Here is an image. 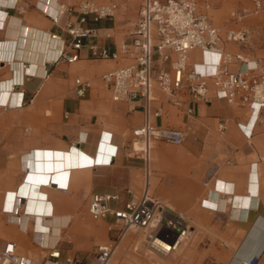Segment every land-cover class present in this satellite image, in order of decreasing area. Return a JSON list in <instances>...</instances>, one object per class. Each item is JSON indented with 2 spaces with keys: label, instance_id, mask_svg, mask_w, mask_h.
<instances>
[{
  "label": "crops",
  "instance_id": "0c3cea01",
  "mask_svg": "<svg viewBox=\"0 0 264 264\" xmlns=\"http://www.w3.org/2000/svg\"><path fill=\"white\" fill-rule=\"evenodd\" d=\"M81 1L0 0V246L14 240L35 264L66 229L83 224L92 194L119 193L121 205L129 197L127 188L140 194L145 185L142 156L117 147L145 121L142 101H113L102 79L125 59H94L85 47L82 59L69 64L59 59L62 41L51 38L54 33L68 38L63 23L69 14L59 24L52 16ZM141 1L117 0L114 18L90 21L94 40L114 49L127 38ZM198 1L211 3L206 12L222 32L247 29L248 43H230L227 50L252 61L264 58V12L256 11L252 0ZM241 13L242 20L234 18ZM192 59L207 70L217 56L196 51ZM238 68L229 64L232 71ZM78 77L90 81L83 97L74 89ZM181 100L161 97L152 103L155 125L182 127L186 136L178 157L167 153L166 141H153L149 190L193 224L212 225L213 233L199 239L220 243L203 262L264 264V114L256 118L223 100L192 103L188 93ZM69 148L77 150L67 171L52 183L40 177L42 158L32 155ZM38 214L51 217L60 230H51L52 223Z\"/></svg>",
  "mask_w": 264,
  "mask_h": 264
},
{
  "label": "built area",
  "instance_id": "2783aa9c",
  "mask_svg": "<svg viewBox=\"0 0 264 264\" xmlns=\"http://www.w3.org/2000/svg\"><path fill=\"white\" fill-rule=\"evenodd\" d=\"M252 1L256 11L264 12V0ZM210 5L209 1L201 4L198 0H142L127 38L114 49L94 40L96 30L89 22L114 18L117 0H82L76 5L62 6L52 16L54 23L59 24L63 15L69 14L63 23L68 38L59 33L52 34V38L61 40L64 45L59 59L74 64L82 59L85 47L94 59H125L124 65L104 72L102 79L113 101H142L146 112L145 121L133 129V138L127 144L123 141L117 145L118 148L130 147L142 156L144 188L140 194L127 188L129 197L121 205L118 204L119 193L92 194L89 213L110 221L111 237L97 245L94 255L85 264H110L120 242L132 227L150 230L149 237L154 235L168 244V254L192 233L186 217L153 198L149 190L152 142L161 139L180 145L186 136L182 127L158 126L151 121L152 103L157 100L156 85L170 101L178 104L182 102L181 96L188 93L192 103L223 100L229 105L247 108L256 118L264 114V58L252 61L242 52L227 50L230 43L247 44L249 33L244 27L222 32L206 12ZM244 15L241 13L234 18L242 20ZM111 36L112 33L106 35L107 38ZM196 51L203 55L215 54L217 60L210 69L201 70L203 63L192 59ZM232 62L239 64L237 71L229 69ZM89 88L90 81L76 78L77 96H85ZM246 127L249 129L248 125ZM137 142H142L143 147L137 148ZM122 187L120 184L119 188ZM60 241L61 237L49 247L48 254L39 264H83L79 254L62 260ZM256 261L252 260L251 264ZM0 264H34V261L18 250L17 242L7 240L0 246Z\"/></svg>",
  "mask_w": 264,
  "mask_h": 264
},
{
  "label": "rangeland",
  "instance_id": "374dc122",
  "mask_svg": "<svg viewBox=\"0 0 264 264\" xmlns=\"http://www.w3.org/2000/svg\"><path fill=\"white\" fill-rule=\"evenodd\" d=\"M103 85L107 88L104 81ZM154 94L157 98L167 97L166 93L157 85L154 88ZM167 143V153L174 157L180 156L182 144L176 145L171 142ZM153 161L154 157L152 155V163ZM150 194L153 198H157L154 196L153 190L150 191ZM159 201L162 200L160 199ZM186 219L191 226L192 233L190 237L182 241L178 248L167 256L157 254L150 248V230H140L132 227L120 242L117 252L110 264H212V262H203L204 256L208 253V250L215 247V244L218 247L220 242L199 239L200 236L204 234L213 233L214 230L212 225H197L193 224L187 217ZM109 223L110 221L108 219L95 217L90 214L88 206L83 224L79 226H70L64 231L61 237L60 248L62 250V260H64L66 256L79 254L83 264L87 263L94 255L97 245L109 241L111 237ZM19 251L23 253L24 250L22 246L19 247ZM48 252L49 250L47 254ZM47 254H43L40 261ZM40 261L38 260L37 264H39Z\"/></svg>",
  "mask_w": 264,
  "mask_h": 264
},
{
  "label": "bare ground",
  "instance_id": "6f19581e",
  "mask_svg": "<svg viewBox=\"0 0 264 264\" xmlns=\"http://www.w3.org/2000/svg\"><path fill=\"white\" fill-rule=\"evenodd\" d=\"M51 38H52V35H51ZM54 39V38H52ZM45 41V40H44ZM49 44V42H48ZM47 46V45H46ZM55 53V52H54ZM53 55V54H52ZM47 58V57H46ZM137 145V148H142L143 147V143L142 142H137L136 143ZM99 148V146H98ZM102 149V148H101ZM76 148H73V149H68V150H57L56 152L53 151V150H43V152H37V154H33V158H37V157H41L42 158V161L38 160V163H40L39 165V169H42L43 170V173H39L40 177H43L44 179H48L50 178V183L51 180L53 178H55V176L59 175V174H62L64 172H66L67 170H65L67 167H70L71 166V160L73 159V157L75 156V152H76ZM106 150V149H105ZM97 154V153H96ZM37 155V156H36ZM80 156V155H79ZM69 161V162H68ZM43 165V166H41ZM47 172H51V173H47ZM30 179H32V176H30ZM29 185H32L29 183ZM33 187H36L38 188L37 185H34ZM16 195H17V192H16ZM30 197V196H29ZM17 199V196L15 197ZM32 198V197H30ZM250 199V198H249ZM219 201V200H218ZM223 201V200H221ZM233 201V197L231 198V202ZM237 204H240L242 205L243 202L238 199L235 200ZM161 202V201H160ZM245 202V201H244ZM30 203H32V199H30L29 203H27V208L28 210H31V207H30ZM163 203V202H162ZM222 203V202H221ZM164 204V203H163ZM219 204V202H218ZM245 204H247L245 202ZM165 205V204H164ZM222 205V204H221ZM220 206V205H219ZM13 207V210L15 209L14 205L12 206ZM39 211H41L40 209H37ZM38 217H40L42 219L43 222H47V221H50L52 223V228L55 232H58L60 230V227L58 225H55L53 223V221L51 220L52 218L51 217H45L44 215H41V214H38L36 215ZM47 224V223H46ZM48 225V224H47ZM49 226V225H48ZM41 234V233H40ZM50 236V235H49ZM60 239V238H59ZM58 239V240H59ZM150 239V248L153 250V252H156L157 254H162V255H168V253L166 252V248H167V243L164 242L163 240H160L159 238H156L154 235H150L149 237ZM57 240V242H58ZM56 242V243H57ZM55 243V244H56ZM55 244L53 245H50L51 246H54ZM173 248V247H172ZM30 257V256H29ZM32 258V257H30ZM33 259V258H32ZM34 261V259H33ZM34 264H35V261H34Z\"/></svg>",
  "mask_w": 264,
  "mask_h": 264
}]
</instances>
